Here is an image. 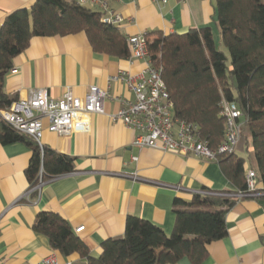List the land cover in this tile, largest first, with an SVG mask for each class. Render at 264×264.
Listing matches in <instances>:
<instances>
[{
	"label": "crops",
	"instance_id": "obj_1",
	"mask_svg": "<svg viewBox=\"0 0 264 264\" xmlns=\"http://www.w3.org/2000/svg\"><path fill=\"white\" fill-rule=\"evenodd\" d=\"M36 0H0V26L7 14L30 8ZM108 16L119 15L126 37L159 32L183 34L210 27L219 44L216 0H75ZM164 1V2H163ZM143 61L117 60L93 52L84 34L33 38L28 48L13 59L4 81V92L24 100L35 89L60 100L69 90L84 98L90 87L108 93L104 115L89 116L86 133L59 136L43 130L41 144L75 159L73 173L47 181L39 195L26 197L25 177L31 152L22 143L0 144V264H40L53 255L59 264L79 260L50 249L45 237L33 232L39 212L64 219L92 257L101 244L124 235L127 218L151 222L171 234L174 200L186 204L202 193L235 191L216 162L196 156L182 157L133 146L136 133L121 122H112L124 100L134 95L122 83L112 81L120 73L136 76ZM136 159V160H134ZM135 174L136 180L126 175ZM255 195L236 201L225 215L227 235L208 246L202 264H264V200ZM83 227L80 233L75 231ZM177 264H191L182 259Z\"/></svg>",
	"mask_w": 264,
	"mask_h": 264
},
{
	"label": "trees",
	"instance_id": "obj_2",
	"mask_svg": "<svg viewBox=\"0 0 264 264\" xmlns=\"http://www.w3.org/2000/svg\"><path fill=\"white\" fill-rule=\"evenodd\" d=\"M216 24L219 45L227 55L216 46L210 27L183 34L147 33L145 38L149 59L160 67L174 116L195 124L209 148L216 150L224 141L222 102L234 103L241 111L243 126L236 152L216 159L235 191L219 193L228 196L194 195L188 204L175 199V222L169 235L149 221L129 217L124 235L104 241L98 257L90 255L64 219L39 212L33 232L45 237L50 249L61 256L78 255L79 260L70 264H177L182 259L202 264L208 246L227 235L225 215L238 201L236 195L248 194L247 170L256 175L254 194L264 200V0H216ZM81 33L96 54L117 60L131 56L119 26L75 0H36L28 9L7 14L0 26V111L18 101L4 92V81L13 69V59L28 48L31 39ZM16 143L31 152L25 170L28 190L40 177L47 182L75 170L74 158L46 147L40 151L0 116V144Z\"/></svg>",
	"mask_w": 264,
	"mask_h": 264
},
{
	"label": "built area",
	"instance_id": "obj_3",
	"mask_svg": "<svg viewBox=\"0 0 264 264\" xmlns=\"http://www.w3.org/2000/svg\"><path fill=\"white\" fill-rule=\"evenodd\" d=\"M152 2L158 3L157 0ZM107 13L108 16L104 18L106 22L113 25H119L122 22L119 15ZM127 44L131 51L128 60L143 61L146 68L136 76L120 73L112 78V81L122 83L131 91L134 99L122 101L119 110L109 115V119L112 122H121L136 133L133 146L182 157L196 156L208 162H216L219 155L235 153L243 126L242 113L237 106L234 103L222 102L221 115L225 121L224 141L216 150H212L200 138L195 124L174 116V107L161 77L160 67H155L148 57L145 35L128 37ZM107 99L108 93L95 86L89 88L84 98H77L67 90L60 100L48 98L46 90L35 89L29 92L26 99L19 100L9 109L0 111V116L19 135L26 136L35 142L42 151L43 130L64 137L72 133H86L89 130V116L104 115V103ZM125 177L137 179L135 174ZM245 178L248 194L236 195L237 200L259 195L254 194L257 187L255 173L247 170ZM45 183L40 177L37 185L28 190L25 196L39 195ZM196 195L228 196L207 192ZM83 229L80 227L75 232L80 233ZM40 264H59V262L50 255Z\"/></svg>",
	"mask_w": 264,
	"mask_h": 264
},
{
	"label": "rangeland",
	"instance_id": "obj_4",
	"mask_svg": "<svg viewBox=\"0 0 264 264\" xmlns=\"http://www.w3.org/2000/svg\"><path fill=\"white\" fill-rule=\"evenodd\" d=\"M215 41V40H214ZM216 43V42H215ZM216 46L219 47L221 51H223L227 55V51L223 46H220L219 44L216 43ZM239 156H242V154L238 153Z\"/></svg>",
	"mask_w": 264,
	"mask_h": 264
}]
</instances>
